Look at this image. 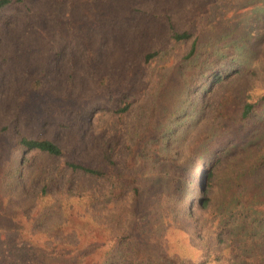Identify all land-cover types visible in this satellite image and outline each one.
<instances>
[{"label":"trees","instance_id":"16d2710c","mask_svg":"<svg viewBox=\"0 0 264 264\" xmlns=\"http://www.w3.org/2000/svg\"><path fill=\"white\" fill-rule=\"evenodd\" d=\"M163 1L0 0V219L53 264H264V0Z\"/></svg>","mask_w":264,"mask_h":264},{"label":"rangeland","instance_id":"374dc122","mask_svg":"<svg viewBox=\"0 0 264 264\" xmlns=\"http://www.w3.org/2000/svg\"><path fill=\"white\" fill-rule=\"evenodd\" d=\"M214 1L215 0H164L163 3H169L162 8V11L165 12V10L173 7L177 12V16L179 11H181V15L188 11L190 14L194 15L196 19H201L202 17L203 20L209 18L212 20L214 19L215 21L219 18H223L225 15H229L230 8L237 6V3H239L236 2V0H217L222 3V8L219 15L215 16L213 13H209L206 9L211 3H215ZM244 1L246 0H240V2ZM187 2L190 3V9L185 10V4ZM244 7L248 8V5ZM244 7H237L236 12L241 13ZM145 11L146 9L142 7L141 12L144 14ZM155 20L156 19H153L152 21ZM152 23L153 22H151V24ZM144 30H146V28ZM5 45L4 41H0V78L2 77V72L7 69L9 71V78L7 81L10 82L12 79L19 77L14 68L16 67L18 69V67L21 66L23 51L18 48L12 53H5L3 52ZM5 75L8 76V72ZM261 78L264 77H259L260 80ZM12 96L13 93L9 91L7 86L0 88V124L2 123V118L8 115L12 103ZM4 140L5 139L0 136V204L9 203L10 205L6 193L3 192L8 183L7 180L9 181L8 176L6 180H4L5 177L2 178L5 174L6 168H8V163L5 159V150L7 149V146H5ZM8 161L13 163V160L11 159H8ZM5 191L7 192V190ZM12 199L18 204L22 203L21 197L15 193L12 194ZM9 205L3 208V213L1 214L2 218L0 219V225H7L5 227H0V264H53L56 259L63 258L61 255H56L53 250H49L51 248H49L46 243L42 242V240L35 242L32 239L34 242H30L22 236L21 230H14V228L10 229V227L14 226V223L10 218L12 211L11 206ZM50 221L52 222V220Z\"/></svg>","mask_w":264,"mask_h":264}]
</instances>
